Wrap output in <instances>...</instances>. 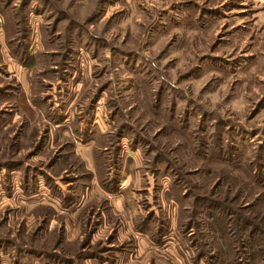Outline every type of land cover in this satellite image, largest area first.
Here are the masks:
<instances>
[{"label": "rangeland", "instance_id": "rangeland-1", "mask_svg": "<svg viewBox=\"0 0 264 264\" xmlns=\"http://www.w3.org/2000/svg\"><path fill=\"white\" fill-rule=\"evenodd\" d=\"M264 0H0V264H264Z\"/></svg>", "mask_w": 264, "mask_h": 264}, {"label": "built area", "instance_id": "built-area-1", "mask_svg": "<svg viewBox=\"0 0 264 264\" xmlns=\"http://www.w3.org/2000/svg\"><path fill=\"white\" fill-rule=\"evenodd\" d=\"M261 9H262V13L264 14V6Z\"/></svg>", "mask_w": 264, "mask_h": 264}]
</instances>
